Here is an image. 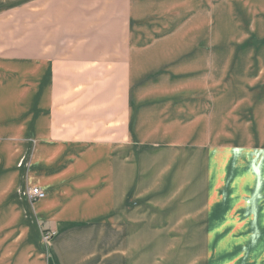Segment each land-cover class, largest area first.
Returning <instances> with one entry per match:
<instances>
[{
	"label": "crops",
	"instance_id": "crops-1",
	"mask_svg": "<svg viewBox=\"0 0 264 264\" xmlns=\"http://www.w3.org/2000/svg\"><path fill=\"white\" fill-rule=\"evenodd\" d=\"M249 28L264 0H0V264H264V186L242 163L208 224L207 77L264 76V51H223Z\"/></svg>",
	"mask_w": 264,
	"mask_h": 264
},
{
	"label": "rangeland",
	"instance_id": "rangeland-1",
	"mask_svg": "<svg viewBox=\"0 0 264 264\" xmlns=\"http://www.w3.org/2000/svg\"><path fill=\"white\" fill-rule=\"evenodd\" d=\"M251 30L252 28H249L246 32L235 30L229 38L241 41H237L238 43L234 40L229 41L230 46L229 44L225 45L223 51L229 52L228 54L236 50L264 51V35L255 41H250L249 39L252 38ZM238 46L241 48L238 49ZM221 62L224 64L227 62V55ZM212 76L207 77L210 81L211 90L217 87L221 88L220 91L216 90L215 92V94H218L217 101H220L221 104L217 136L220 134L218 140H206V162L207 169L208 165L212 166L216 163L213 166L214 172L211 170V176L212 179L214 177V184L220 182V189L215 197V200H218L217 204L212 208L213 212L211 211L209 214L208 224L210 225L227 207L230 184L239 164L242 163L244 168H248L254 174V192L256 188L264 186V76L260 77L256 72L255 75H251V79L247 81L248 84L244 90L243 88L239 89V86L242 87V85L237 83L235 87L230 86L231 88H237V90L231 91L226 88L230 76L225 74L224 69H222L221 76H217L218 83L215 86L213 84L215 77ZM211 93L213 94V92ZM210 127L212 128V126ZM210 187L209 200L212 201L214 198V185L209 183ZM250 206L251 203L246 204L247 208ZM45 233L54 234V232L44 230L42 233L41 243L47 248L54 235L46 242L43 240ZM252 242L253 237H251ZM210 244L211 237H209ZM244 252L245 248L241 249V253Z\"/></svg>",
	"mask_w": 264,
	"mask_h": 264
},
{
	"label": "built area",
	"instance_id": "built-area-1",
	"mask_svg": "<svg viewBox=\"0 0 264 264\" xmlns=\"http://www.w3.org/2000/svg\"><path fill=\"white\" fill-rule=\"evenodd\" d=\"M27 197L30 200V202L32 203V202H35L39 199H42L44 197V193L39 188H32V189H29L27 191ZM53 235H54L53 233H51V234L45 233L43 235V240L47 242L53 237Z\"/></svg>",
	"mask_w": 264,
	"mask_h": 264
}]
</instances>
